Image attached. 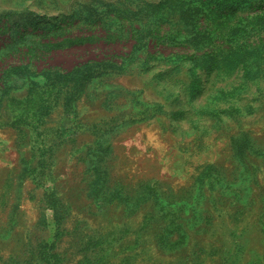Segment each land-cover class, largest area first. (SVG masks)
<instances>
[{
    "label": "rangeland",
    "instance_id": "1",
    "mask_svg": "<svg viewBox=\"0 0 264 264\" xmlns=\"http://www.w3.org/2000/svg\"><path fill=\"white\" fill-rule=\"evenodd\" d=\"M0 264H264V0H0Z\"/></svg>",
    "mask_w": 264,
    "mask_h": 264
}]
</instances>
